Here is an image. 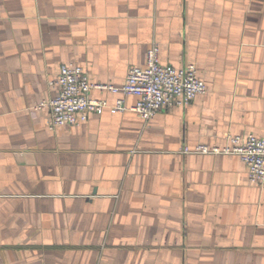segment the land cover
Here are the masks:
<instances>
[{"label": "crops", "instance_id": "1", "mask_svg": "<svg viewBox=\"0 0 264 264\" xmlns=\"http://www.w3.org/2000/svg\"><path fill=\"white\" fill-rule=\"evenodd\" d=\"M152 41L205 92L148 121L105 108L48 128L61 64L121 86ZM250 133L264 0H0V264H264V187L235 154L183 152Z\"/></svg>", "mask_w": 264, "mask_h": 264}, {"label": "built area", "instance_id": "2", "mask_svg": "<svg viewBox=\"0 0 264 264\" xmlns=\"http://www.w3.org/2000/svg\"><path fill=\"white\" fill-rule=\"evenodd\" d=\"M159 54V44L152 41L146 51L145 67H130L121 86L93 82L83 67L61 64L55 79L50 81V85L57 88V94L38 105L49 110L48 128L83 122L90 114H99L105 108L111 113L131 110L148 121L159 111L187 105L205 92V85L194 63L179 67L162 64ZM93 89L134 95L137 101L126 106L124 100L118 98L114 104H109L105 99L92 97ZM183 152L235 154L245 165L247 181L264 187V139L261 137L251 133L226 135L225 144L221 146L201 143L191 150L184 147Z\"/></svg>", "mask_w": 264, "mask_h": 264}]
</instances>
